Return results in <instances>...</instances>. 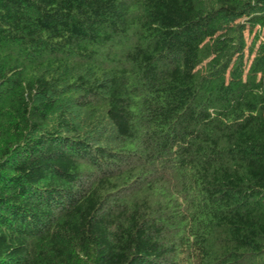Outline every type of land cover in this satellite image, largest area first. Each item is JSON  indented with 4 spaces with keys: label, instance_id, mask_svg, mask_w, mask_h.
I'll list each match as a JSON object with an SVG mask.
<instances>
[{
    "label": "trees",
    "instance_id": "16d2710c",
    "mask_svg": "<svg viewBox=\"0 0 264 264\" xmlns=\"http://www.w3.org/2000/svg\"><path fill=\"white\" fill-rule=\"evenodd\" d=\"M0 264H264V0H0Z\"/></svg>",
    "mask_w": 264,
    "mask_h": 264
}]
</instances>
